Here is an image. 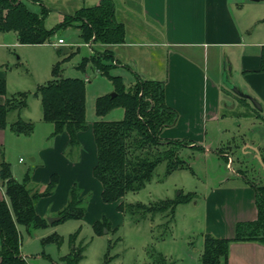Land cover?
<instances>
[{"label":"crops","instance_id":"obj_1","mask_svg":"<svg viewBox=\"0 0 264 264\" xmlns=\"http://www.w3.org/2000/svg\"><path fill=\"white\" fill-rule=\"evenodd\" d=\"M33 1L43 4L42 0ZM100 1L63 0L62 6L60 0H50L40 15L44 21L50 12L59 11L62 15L60 23L66 16H72L78 22V10ZM111 1L115 18L124 26V40L119 43H103L94 37L84 40L89 54L85 59H91V46L97 47L96 50H108L106 54H112L110 48L118 49L124 61L115 56V65L126 66L129 56L140 67L139 71H134L136 77L164 83L165 102L177 111L178 118L175 124L162 130V138L189 141L187 147L202 151L206 159L216 152L226 161L230 157L232 168L239 151L252 170L255 164L252 167L251 155L257 157L260 154L264 163L263 143L258 141V137L250 138L241 131L242 115L250 113L249 120L251 117L260 119V129L264 131V0ZM138 30L142 32L141 37L129 40L130 33ZM57 41L53 44L66 45L65 39L62 44H56ZM128 47L132 48L129 50ZM224 79L256 98L262 109L253 106L249 98L234 93ZM231 92L241 98L232 96ZM5 99L6 96L0 94V103ZM18 117L15 115L14 118ZM37 122L30 134H17L10 125L0 129V145L5 147L2 157L9 161L16 179L20 180L29 172L31 186L43 191L52 175L57 176L54 189L40 196L35 205L37 214L44 218L59 217L45 227L54 230L58 223L66 221H60L59 213L66 206L72 187L77 185L80 197L86 198L88 203L81 219L93 226L96 220L106 218L109 229H112L116 219L110 222L108 218L112 216L109 212L114 210L113 205L118 207L123 198L116 202L103 199L102 182L93 173L97 161L93 122L78 132L76 146L70 144L68 131L53 134V123L43 120L42 116ZM26 156H29V162H26ZM260 165L264 170V164L260 162ZM226 174L205 197L202 245L194 248L199 252L198 258L206 233L232 238L237 222L257 218L256 193L252 183L253 177L257 176L255 172H249L247 166L237 168L236 173ZM258 175L263 177L264 172ZM232 177H237L238 181L232 180L233 184H228ZM0 185V195L5 196L1 179ZM114 214L117 218L120 215L118 211ZM227 264H264V244L232 241Z\"/></svg>","mask_w":264,"mask_h":264},{"label":"trees","instance_id":"obj_2","mask_svg":"<svg viewBox=\"0 0 264 264\" xmlns=\"http://www.w3.org/2000/svg\"><path fill=\"white\" fill-rule=\"evenodd\" d=\"M114 4L111 0H101L99 4L82 8L76 12L78 27L84 40L94 37L103 43H119L124 40V26L115 18ZM75 21L72 16L66 18L59 26ZM0 30H14L21 43H43L49 39L51 32L44 27L40 14L32 11L22 0H0ZM106 58L112 54H106ZM113 60V57H112ZM88 60L83 61V65ZM97 61V69L105 73L115 65ZM80 65V68H83ZM264 68V66L262 67ZM54 67V78L38 86L36 94L42 104V119L53 123V134L63 131L70 133V144L76 146L79 131L88 128L86 119L85 80L78 76H59ZM116 86V93L99 96L96 100V113L102 116L116 106L125 109L120 120L97 119L93 122V131L97 145V161L93 167L94 175L102 182V196L106 202L119 201L129 191L140 190L151 180L155 168L162 161H167V172L189 165L180 155L189 141L180 139H162L161 132L175 124L178 113L169 107L164 98L162 81L137 77L132 87H126L121 76L111 75ZM0 94L6 96L0 103V129L8 125L17 134H30L35 128L31 120L17 118L9 122L10 111H21L26 108L28 93L25 91L7 95L5 79L0 78ZM0 179L5 187V196L0 195V264H29L21 254V231L24 226L30 231L33 228L45 227L49 221L38 215L35 205L40 196L50 193L57 176L52 179L43 191L31 186L29 172L24 180L13 176L11 165L3 157L0 160ZM256 193L257 218L251 221H240L235 225V235L217 237L206 233L203 249L199 255L201 264H227L229 245L232 241H258L264 244V179L253 183ZM185 198L186 200L189 199ZM179 199H164L150 204L137 202L126 207L122 199L118 209L130 211L142 217L157 213L173 217ZM86 198L80 197V189L74 185L66 206L60 211V221L81 219L85 213ZM106 218L94 222L96 232L109 229ZM57 243L59 234L52 233L45 241ZM70 256V257H69ZM66 259L77 264L78 258L70 252Z\"/></svg>","mask_w":264,"mask_h":264},{"label":"rangeland","instance_id":"obj_3","mask_svg":"<svg viewBox=\"0 0 264 264\" xmlns=\"http://www.w3.org/2000/svg\"><path fill=\"white\" fill-rule=\"evenodd\" d=\"M23 1L29 9L38 14L43 10V6L49 5L50 2V0H42L43 4H41L33 0ZM60 1V5L64 6L63 0ZM49 14L43 21L44 27L54 31L43 43H21L17 41L15 31L0 30V78L5 79L7 95L22 91L28 93L26 108L17 112L10 111L8 121H13L16 119L15 115H19L22 119H30L35 125L38 123L42 116V104L36 91L39 85L55 77L53 73L55 66L61 77L78 76L85 80L88 123L97 119H123L125 109L121 106H116L104 115L98 116L95 108L96 100L99 96L117 92L111 75L121 76L128 88L134 86L137 80L134 71H139L140 67L127 56L126 66L113 65L107 72L100 73L97 71V61L111 63L112 57L117 56L123 62L124 57L118 49L110 48L113 56L106 58L108 50H96L97 47L93 46H91V59L83 65L85 56L89 54L83 44L84 38L80 36L82 31L77 25L78 22L72 21L60 27L61 13L52 11ZM57 22L59 23L56 24ZM130 35L129 40L139 39L142 32L138 30L137 33L133 32ZM59 37L65 39L68 52L59 49L60 45L53 44ZM131 48L128 47L129 50ZM80 65H83V68H80ZM251 115V113L242 115L241 131L250 138L258 137V141L264 146V140H261L264 131L261 132L260 119L251 117L249 120ZM4 151L5 147L0 145L1 159ZM180 152V155L190 163L189 165L167 172V161H162L155 168L150 181L138 191H129L123 198L126 207L137 202L150 204L164 199H179L181 201L177 203L173 217L163 213L142 217L128 210L122 212L113 205L114 210L109 212V216L112 217L108 218L110 222L116 219L112 229L105 228L104 232L98 233L83 219H68L58 223L54 228L61 238L59 243L54 240L45 241V238L54 232L50 227L33 228L28 231L24 226H20L21 254L29 264H71L72 262L65 258L70 252L74 258L79 257L77 264H201L198 258L199 252L194 248L202 245L205 197L211 187L221 183L227 176L226 172L230 171L228 167L226 168V159L217 152L212 153L209 159L204 157L202 151L191 147H183ZM237 154L233 168L244 169L248 166V171L252 172L251 165L245 160L241 151ZM238 157H240L239 161ZM241 157L244 159L241 160ZM251 159L252 167L254 164L256 167L253 168L255 173L264 172L259 160L253 155ZM26 162H29V156H26ZM23 180L24 177L19 181ZM232 180L238 181L237 177H232L227 183L233 184ZM188 195L190 198L186 200ZM87 204L86 200L85 209ZM117 211L120 213L118 218L114 214Z\"/></svg>","mask_w":264,"mask_h":264},{"label":"water","instance_id":"obj_4","mask_svg":"<svg viewBox=\"0 0 264 264\" xmlns=\"http://www.w3.org/2000/svg\"><path fill=\"white\" fill-rule=\"evenodd\" d=\"M59 49H62L63 52H67V51H68V47H67L66 45H63V44L59 46ZM228 70H229V73L231 74V73H232V70H231V66H230V64H229V66H228ZM226 80H227V79H224V82L227 84V86H228V87H229L234 93L249 98V99L251 100V102L253 103V105H254L256 108H258V109H262V106H261L260 102H259L256 98H254L252 95H250V94H248V93H244V92H243L238 86H236L235 84L231 83V82L228 81V80L226 81ZM114 94H115V93H112V95H114ZM257 158L259 159V161H260L262 164H264L263 161H262V158H261L260 154L257 155ZM58 218H59L58 216H55V217H48V221H49V222H52V221H54V220H57Z\"/></svg>","mask_w":264,"mask_h":264},{"label":"flooded vegetation","instance_id":"obj_5","mask_svg":"<svg viewBox=\"0 0 264 264\" xmlns=\"http://www.w3.org/2000/svg\"><path fill=\"white\" fill-rule=\"evenodd\" d=\"M232 93V96H237L236 94H234L233 92H231ZM236 98H241V97H236ZM231 100H233V98L231 99ZM257 158V157H256ZM229 159H230V157H228V159H227V163H229ZM258 159V158H257ZM232 163V162H231ZM229 168V167H228ZM230 169V168H229ZM253 171L255 172V170L253 169ZM230 172L231 173H236V169H230ZM259 173H255V175H257V176H255V177H253L254 179H252V183H259L262 179H264V175H263V177H260L259 175H258ZM256 179V180H255ZM254 180V181H253Z\"/></svg>","mask_w":264,"mask_h":264},{"label":"built area","instance_id":"obj_6","mask_svg":"<svg viewBox=\"0 0 264 264\" xmlns=\"http://www.w3.org/2000/svg\"><path fill=\"white\" fill-rule=\"evenodd\" d=\"M62 43H64V39H63V38H59L58 41L56 42V44H62ZM21 160H23V159L21 158ZM231 162H232V159L230 158V159H229V163H228V167H229L230 169H232Z\"/></svg>","mask_w":264,"mask_h":264}]
</instances>
